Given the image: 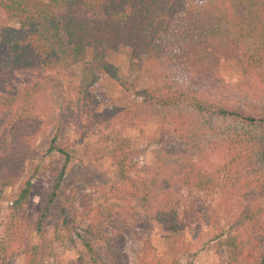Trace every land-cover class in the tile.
I'll return each mask as SVG.
<instances>
[{
    "label": "trees",
    "instance_id": "1",
    "mask_svg": "<svg viewBox=\"0 0 264 264\" xmlns=\"http://www.w3.org/2000/svg\"><path fill=\"white\" fill-rule=\"evenodd\" d=\"M123 48L129 50L134 77L147 59L174 55L180 48L191 52L190 59L203 71L212 67L211 79L204 87L171 80L137 90L111 58ZM0 58L6 67L2 75L10 70L38 75L23 88L6 91L0 86V114L13 113L8 125L12 136L7 138L6 132L0 139V184L15 185L22 176L33 150L27 134L39 123L44 83H59L60 76L82 64L69 89L88 119L85 130L110 146L116 166L113 191L138 197L144 216L171 239L172 257H158L149 248L141 264H186L184 259L194 256L180 219L181 190L216 191L222 178H238L241 189L258 190L264 198V0H0ZM223 64L230 75H223ZM103 74L159 114L165 135L144 175L138 173L140 154L117 129L119 119L134 118L139 110L100 109L93 89ZM59 152L65 159L55 166V185L40 210V235L69 178L71 153ZM197 152L200 159L194 157ZM32 192L33 181L28 180L15 194L5 235L0 237V264L24 249L25 264H40L41 246L25 239ZM89 198L81 199L87 219L100 211ZM243 222L258 236L221 235L217 246L222 261L264 264L261 199ZM88 247L91 264H106L93 246Z\"/></svg>",
    "mask_w": 264,
    "mask_h": 264
},
{
    "label": "rangeland",
    "instance_id": "2",
    "mask_svg": "<svg viewBox=\"0 0 264 264\" xmlns=\"http://www.w3.org/2000/svg\"><path fill=\"white\" fill-rule=\"evenodd\" d=\"M188 54V55H184ZM191 52L182 49L174 55L147 59L139 77L130 73L129 50L123 48L111 54L113 61L125 73L133 88L144 90L169 81L204 87L211 79V68L203 71ZM91 57V54L88 58ZM0 58V70H5ZM224 76L230 75L227 66H221ZM82 70V64L74 66L70 72L60 76V82L48 80L44 83L45 93L41 96L37 111L39 123L30 137L31 154L28 156L23 173L18 182L0 184V237L6 232L9 208L21 185L33 181V192L28 205L29 222L25 228L26 242L41 246L40 264H91L88 245L106 264H141L142 256L149 250L158 257H172L171 239L162 227L145 217L138 197L114 192L116 166L110 156V146L101 143L93 132L88 133L85 125L88 119L76 107V99L70 93L69 85ZM7 71V70H6ZM38 75L29 71H8L0 73V86L7 91L13 86L20 88L32 83ZM101 104L100 109L125 107L139 110L134 118L122 117L117 121V129L129 138L140 154L139 174L144 175L147 166L154 164L160 150V142L165 135L159 125V114L144 107L134 93L122 87L117 81L103 74L93 89ZM0 90V95H1ZM13 113L0 114V139L7 132ZM9 129H8V128ZM53 150L52 153L50 151ZM71 153L69 178L64 183L59 199L50 210L49 217L40 235L37 222L40 210L48 199V193L55 185L54 170L64 154ZM195 159L202 157L194 154ZM221 187L214 191L183 189L179 193L181 222L186 228L195 254L184 259L186 264H224L217 246L221 235L244 234L256 236L244 224L245 214L259 199V191L241 189L237 178L230 181L222 178ZM120 189V188H118ZM88 195L89 202L99 207L97 215L85 217L82 197ZM26 250L15 254L7 264H25Z\"/></svg>",
    "mask_w": 264,
    "mask_h": 264
}]
</instances>
